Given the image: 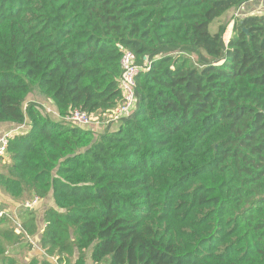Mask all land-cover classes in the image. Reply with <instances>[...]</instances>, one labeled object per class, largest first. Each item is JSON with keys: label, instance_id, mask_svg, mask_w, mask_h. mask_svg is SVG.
Returning a JSON list of instances; mask_svg holds the SVG:
<instances>
[{"label": "trees", "instance_id": "16d2710c", "mask_svg": "<svg viewBox=\"0 0 264 264\" xmlns=\"http://www.w3.org/2000/svg\"><path fill=\"white\" fill-rule=\"evenodd\" d=\"M250 1L0 0V124L30 125L0 189L56 205L30 264H264V16L235 18L228 41L221 23ZM126 51L148 69L116 127L28 102L108 122ZM20 223L0 217V264L35 249V209Z\"/></svg>", "mask_w": 264, "mask_h": 264}, {"label": "built area", "instance_id": "2783aa9c", "mask_svg": "<svg viewBox=\"0 0 264 264\" xmlns=\"http://www.w3.org/2000/svg\"><path fill=\"white\" fill-rule=\"evenodd\" d=\"M121 67L123 74L119 82L123 94V100L122 103L108 117V122L101 123L98 121V117H91L87 113L80 110L72 111L69 116L62 118V121L69 124H77L83 127H91L93 123H101V125L104 126L108 124H117L122 119L132 116L135 113L138 104L136 95V79L142 71L148 69V66H138L136 55L126 51L121 60ZM14 134L15 133L13 132H8L0 139V158L7 157L8 143L9 140L13 138ZM39 203L40 199L35 197L23 204L20 208L24 211L34 210ZM0 217L10 219L18 234L23 231L20 219L15 213L0 209Z\"/></svg>", "mask_w": 264, "mask_h": 264}, {"label": "crops", "instance_id": "0c3cea01", "mask_svg": "<svg viewBox=\"0 0 264 264\" xmlns=\"http://www.w3.org/2000/svg\"><path fill=\"white\" fill-rule=\"evenodd\" d=\"M252 16H259V17L264 16V0H251L247 4L240 7L239 9L231 11L230 14H228L226 17L221 19V23L229 24V26H228L229 30L227 31V33L225 35L227 41L230 40L233 36V21H234V19L235 18L245 19L247 17H252ZM36 92H38V91H36ZM36 97L38 98V101L29 100L28 102L29 103L35 102V103L39 104L42 107L45 114L48 115V117H50L51 120H53L54 122H61L62 121V118L58 115L57 110L51 101L45 99L39 93H37ZM86 128L101 133V132H103L104 126L101 125V123H93V125L91 127H86ZM29 130H30L29 122L25 123V125H23V126H13L11 124L1 123L0 124V139L8 132L15 133L14 134V136H15L18 134L26 133ZM4 161L0 160V167L2 166V164L6 163V162H10V158L7 156V157H5ZM0 194H1V189H0ZM3 197L6 198L5 196H3ZM45 205L48 206V208L56 206L53 198L51 197V198H49L48 202H45V200L40 201L38 206L35 208V212H36V215L38 218V223H39V228H40L38 235L35 238H33L37 242V244L34 245L35 249H36L34 251L35 255H43V251L39 245V241H40V238L42 237L43 229H44V214H45V211L48 209L47 207H44ZM15 206L16 205H14V207H12L13 213H15L20 219V216L24 210H22L20 208L21 207L20 205L19 206L17 205V207H15ZM89 264H92V263H89Z\"/></svg>", "mask_w": 264, "mask_h": 264}, {"label": "rangeland", "instance_id": "374dc122", "mask_svg": "<svg viewBox=\"0 0 264 264\" xmlns=\"http://www.w3.org/2000/svg\"><path fill=\"white\" fill-rule=\"evenodd\" d=\"M229 30V29H228ZM211 32L215 33L216 32V24L212 26L211 28ZM33 93L35 94V92L33 91ZM34 94H32L31 96L33 97ZM32 101H38L37 97H33L31 98ZM28 105V103H26L25 107ZM26 109V108H25ZM111 127H116V125L112 124ZM5 196L6 198H4L3 196ZM0 194V209H4L6 211H10L13 213V209L12 207H14V205H16L15 207H17V205L22 206L23 204H25L26 202L32 200H27V201H17V200H13L12 198L7 197L6 195H4L2 192ZM48 200H45V202H48ZM4 207V208H3ZM47 207L48 206H44ZM6 208V209H5ZM12 209V210H11ZM30 241L33 243V245L37 244V242L35 241V239H30ZM36 249H29L28 245L26 244H22V245H18V246H10L9 247V251L12 252L14 255L18 256V261L21 262V264H30L31 260L33 257H35V251ZM11 255V254H10Z\"/></svg>", "mask_w": 264, "mask_h": 264}, {"label": "water", "instance_id": "95a60500", "mask_svg": "<svg viewBox=\"0 0 264 264\" xmlns=\"http://www.w3.org/2000/svg\"><path fill=\"white\" fill-rule=\"evenodd\" d=\"M246 33H248V31L247 30H244Z\"/></svg>", "mask_w": 264, "mask_h": 264}]
</instances>
